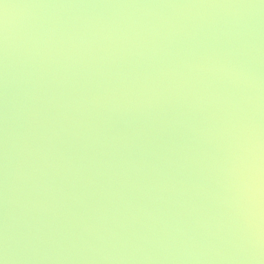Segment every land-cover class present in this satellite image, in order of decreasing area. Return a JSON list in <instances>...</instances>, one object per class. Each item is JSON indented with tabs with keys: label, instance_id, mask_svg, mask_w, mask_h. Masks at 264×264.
Listing matches in <instances>:
<instances>
[{
	"label": "water",
	"instance_id": "1",
	"mask_svg": "<svg viewBox=\"0 0 264 264\" xmlns=\"http://www.w3.org/2000/svg\"><path fill=\"white\" fill-rule=\"evenodd\" d=\"M252 122L262 0H0L11 264H261L242 192Z\"/></svg>",
	"mask_w": 264,
	"mask_h": 264
},
{
	"label": "clouds",
	"instance_id": "2",
	"mask_svg": "<svg viewBox=\"0 0 264 264\" xmlns=\"http://www.w3.org/2000/svg\"><path fill=\"white\" fill-rule=\"evenodd\" d=\"M219 70L231 74L236 79L244 78L250 81L255 79L250 70L240 65L231 63L220 65ZM167 71H176V69L169 67ZM98 99V96H93L88 102L96 103ZM248 127V157L245 164L246 176L242 184L246 202L244 216L246 239L249 245L248 259L261 261V264H264V128L254 122ZM5 175L7 177V172ZM26 175L30 178V174ZM5 189L4 199L7 204V183ZM18 244L19 241L10 233L9 226L5 223L2 244H0V264L14 262Z\"/></svg>",
	"mask_w": 264,
	"mask_h": 264
},
{
	"label": "snow or ice",
	"instance_id": "3",
	"mask_svg": "<svg viewBox=\"0 0 264 264\" xmlns=\"http://www.w3.org/2000/svg\"><path fill=\"white\" fill-rule=\"evenodd\" d=\"M262 2H264V0H262Z\"/></svg>",
	"mask_w": 264,
	"mask_h": 264
}]
</instances>
